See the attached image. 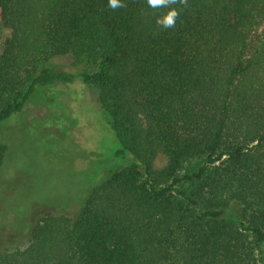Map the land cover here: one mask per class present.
Instances as JSON below:
<instances>
[{
    "label": "trees",
    "instance_id": "1",
    "mask_svg": "<svg viewBox=\"0 0 264 264\" xmlns=\"http://www.w3.org/2000/svg\"><path fill=\"white\" fill-rule=\"evenodd\" d=\"M121 2L0 0V122L78 69L138 160L43 212L0 264H264V0H187L167 29L166 9Z\"/></svg>",
    "mask_w": 264,
    "mask_h": 264
},
{
    "label": "rangeland",
    "instance_id": "2",
    "mask_svg": "<svg viewBox=\"0 0 264 264\" xmlns=\"http://www.w3.org/2000/svg\"><path fill=\"white\" fill-rule=\"evenodd\" d=\"M6 34L0 33V44ZM70 62L55 57L48 65L71 70ZM71 73V83L37 87L19 112L0 122V141L8 145L0 167V245L24 242L43 212H75L94 184L138 163L119 151L98 89L84 83L78 69ZM165 162L160 154L154 167Z\"/></svg>",
    "mask_w": 264,
    "mask_h": 264
},
{
    "label": "clouds",
    "instance_id": "3",
    "mask_svg": "<svg viewBox=\"0 0 264 264\" xmlns=\"http://www.w3.org/2000/svg\"><path fill=\"white\" fill-rule=\"evenodd\" d=\"M147 4L154 10L166 9L156 20V23L164 29L172 28L180 15V10L173 5H187V0H147ZM109 7L113 10L125 7L121 0H109Z\"/></svg>",
    "mask_w": 264,
    "mask_h": 264
}]
</instances>
